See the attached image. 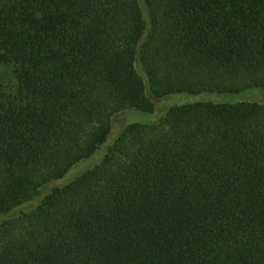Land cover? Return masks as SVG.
Wrapping results in <instances>:
<instances>
[{
	"label": "trees",
	"instance_id": "16d2710c",
	"mask_svg": "<svg viewBox=\"0 0 264 264\" xmlns=\"http://www.w3.org/2000/svg\"><path fill=\"white\" fill-rule=\"evenodd\" d=\"M252 90L264 0H0V264H264V102L116 125Z\"/></svg>",
	"mask_w": 264,
	"mask_h": 264
},
{
	"label": "rangeland",
	"instance_id": "374dc122",
	"mask_svg": "<svg viewBox=\"0 0 264 264\" xmlns=\"http://www.w3.org/2000/svg\"><path fill=\"white\" fill-rule=\"evenodd\" d=\"M1 81L3 83H7L11 81L10 72L8 69L2 71ZM142 74V72H141ZM143 75V74H142ZM248 95V97H246ZM151 97V96H150ZM244 97L246 100H256L264 102V91L262 90H252L241 94H210V93H201L199 95H190V94H175L170 95L166 98H163L157 102H154L155 109L152 113H145L138 110H128L127 119L124 116L119 118L118 123H116L117 128L121 126L125 122L126 125L132 123H140V124H149L159 120L166 111L172 106H180L184 104L200 102V101H211V102H238L241 101ZM153 98V97H152ZM119 134V130H116L111 127L110 135L108 136L106 142L89 158L84 159L78 162L73 168H71L61 179L58 181V186H63L68 182L72 181L79 174L89 170L99 164L106 152L108 147L114 142L116 136ZM36 202L25 204L15 209L11 214L6 217H16L21 212H28L32 210L36 206Z\"/></svg>",
	"mask_w": 264,
	"mask_h": 264
}]
</instances>
